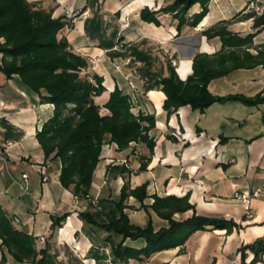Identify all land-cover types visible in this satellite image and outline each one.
Here are the masks:
<instances>
[{"label": "crops", "instance_id": "1", "mask_svg": "<svg viewBox=\"0 0 264 264\" xmlns=\"http://www.w3.org/2000/svg\"><path fill=\"white\" fill-rule=\"evenodd\" d=\"M27 1L50 11L52 17L64 16L70 21L60 36L66 38L73 52L87 60L83 74L102 79L104 91L95 97L97 103L106 102L118 87L129 95L132 113L154 116V126L148 132L154 140L151 151L140 141L122 150H117L114 143L103 146L90 197L108 202L117 198L124 182L130 188L145 183L144 205H150L154 195L189 196L193 208L174 213L175 220L195 213L223 217L239 227L197 230L183 246L159 251L147 259L115 262L104 240L107 232L78 215L95 211L89 201L76 199L61 185L59 159L44 161L36 132L52 115V106L39 104L37 94L27 91L16 75L6 79L0 73V205L12 217L14 226L35 237L37 247L48 245L56 264H241L238 248L264 235V102L253 106L214 102L203 110L183 105L167 115L159 81L171 69L185 80L192 73L195 54H212L220 49L218 36L203 35L216 23L231 21L227 29L239 35L252 32V18L244 15L255 12L264 0H210L202 20L180 31L170 14H158L159 25L140 19L142 8L157 10L166 0H103L101 10L107 26L102 38L86 32L91 17L88 0ZM200 9L198 3L194 4L189 15ZM84 11L86 18L81 16ZM237 13L241 17L233 20ZM119 41L122 46L114 49ZM261 45L264 26L248 50L254 54ZM126 58L129 62L124 64ZM207 89L218 96H254L261 92L264 97V66L235 69L210 80ZM142 162L145 169L139 170ZM114 165L129 172L109 171ZM254 188L262 193L250 201L252 216L247 218L244 203L235 197ZM125 203L124 212L132 224L145 226L150 220L155 230L167 226V220L150 208L144 209L134 197ZM63 214V220L52 228L53 218ZM124 243L136 248L145 244L141 238ZM245 252L248 262L253 255ZM2 253L5 262L0 264H19L2 248L0 260ZM262 258L256 264H264V255Z\"/></svg>", "mask_w": 264, "mask_h": 264}, {"label": "trees", "instance_id": "2", "mask_svg": "<svg viewBox=\"0 0 264 264\" xmlns=\"http://www.w3.org/2000/svg\"><path fill=\"white\" fill-rule=\"evenodd\" d=\"M210 0H172L157 10L144 7L140 19L159 25L158 14L168 13L176 21V29L184 26L195 27L208 12ZM198 3L200 11L188 16V9ZM237 13L232 19L239 18ZM244 18H252L253 31L239 35L227 29L231 21H221L205 29L206 37L218 36L220 49L212 54L197 53L192 59V73L181 80L171 69L160 79L161 90L165 94L163 109L167 115L180 106L190 105L203 110L214 102L236 101L246 106L264 102L261 92L254 96L229 94L212 95L207 85L210 80L224 76L238 68L264 66V45L256 53L249 52L252 39L264 26V12H249ZM70 25L64 16L52 17L27 0H0V73L6 79L16 75L21 85L38 96L39 104L52 105V115L36 132L37 141L43 151L44 161L59 159L61 163L59 182L70 189L76 199L88 200L94 212H80L81 220L107 232L108 243L115 262L125 263L129 259H147L153 254L177 246H183L188 237L197 230L238 228L239 225L223 217H207L193 213L184 220L173 219V214L192 209L189 196H153L150 205L142 204L147 197L146 184L130 188L124 182L116 199L108 202L97 199L98 208L93 205L89 195L93 172L100 160L105 144L114 143L117 150L131 143L143 142L150 151L154 140L148 132L154 126V116L134 114L131 111L129 95L118 87L110 93L106 102L99 104L95 97L102 94L104 86L97 75L82 74L87 60L71 49L65 37L59 36L62 29ZM93 79L97 86L91 82ZM106 110L107 112H102ZM129 172L118 166L108 170ZM145 169L141 163L139 170ZM132 196L144 209L150 208L157 216L167 220V226L154 229L149 220L145 226L130 222L124 209L126 201ZM106 203V204H105ZM100 216H103L100 219ZM65 214L52 220L56 227ZM11 216L0 205V248L4 249L15 263L56 264L48 245L37 247L35 237L14 226ZM143 239L140 247L126 245V239ZM246 250L252 258L246 262ZM241 264H256L264 255V235L254 242L238 248ZM1 262H5L2 253ZM164 264V263H161Z\"/></svg>", "mask_w": 264, "mask_h": 264}, {"label": "rangeland", "instance_id": "3", "mask_svg": "<svg viewBox=\"0 0 264 264\" xmlns=\"http://www.w3.org/2000/svg\"><path fill=\"white\" fill-rule=\"evenodd\" d=\"M77 1H79L78 3H80V0H77ZM171 1L172 0H166L164 5L169 4ZM102 3H103V0H88V7L90 8V11H91V17L87 21L85 28H86V32H88V34L90 36L95 37V38L96 37L102 38V35H104V33H105L104 32L105 31L104 27L107 26L106 18L105 19L103 18V14H102V10H101L102 9ZM190 8L188 9V12H187L188 16H191V15H189ZM163 14L166 15L168 13H163ZM66 28H67V26L64 27L62 29V31L64 32ZM61 32H60V34H61ZM60 34H59V36H60ZM0 41H3V38H0ZM0 57H1V54H0ZM29 264H35V263H29Z\"/></svg>", "mask_w": 264, "mask_h": 264}, {"label": "built area", "instance_id": "4", "mask_svg": "<svg viewBox=\"0 0 264 264\" xmlns=\"http://www.w3.org/2000/svg\"><path fill=\"white\" fill-rule=\"evenodd\" d=\"M255 12H256L257 15L264 12V2L261 5L255 7ZM81 16L83 18H86L87 17V11L82 12L81 13ZM121 46H122V42L119 41L117 43V46H115L114 49H117L118 47L120 48ZM89 62L93 63V59H89ZM127 62H129V59L128 58L125 59L124 64L127 63ZM172 64L175 65V61H172ZM91 82H92V84L94 86H97L96 82L93 79H91ZM50 106H52V105L50 104ZM22 176L25 177V174L22 175ZM261 193L262 192H261L260 189L254 188V189L245 190L242 193L236 195L235 198L241 200L244 203V205H245L244 206V210H245V214H246V217L247 218H251V216H252V209L250 207V201L252 199H254V198L259 197ZM97 199L98 198H94L93 199V205L98 208V201H97Z\"/></svg>", "mask_w": 264, "mask_h": 264}]
</instances>
